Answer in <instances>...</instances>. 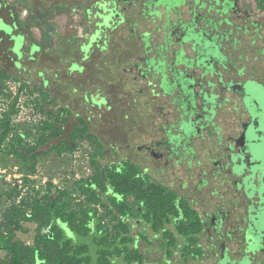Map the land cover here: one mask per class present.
Segmentation results:
<instances>
[{
  "label": "flooded vegetation",
  "instance_id": "af4514ba",
  "mask_svg": "<svg viewBox=\"0 0 264 264\" xmlns=\"http://www.w3.org/2000/svg\"><path fill=\"white\" fill-rule=\"evenodd\" d=\"M19 1L0 31L10 51L35 44L20 9L43 13L44 56L66 65L88 113L76 122L110 133L115 161L91 181L110 264H264V0ZM56 14L73 17L71 36L51 28Z\"/></svg>",
  "mask_w": 264,
  "mask_h": 264
},
{
  "label": "rangeland",
  "instance_id": "374dc122",
  "mask_svg": "<svg viewBox=\"0 0 264 264\" xmlns=\"http://www.w3.org/2000/svg\"><path fill=\"white\" fill-rule=\"evenodd\" d=\"M5 1L8 5L13 2V0ZM23 1H19L22 7H24ZM40 3V0H32L31 5L37 9L41 8ZM34 14L33 19L28 20L30 16L22 8L17 15L18 21L22 23L20 29L26 35L25 44L29 46L35 42L30 50L31 56H28L26 49H22L24 41L19 37L15 39L17 46L11 50L16 55L15 57L10 51L12 48L11 41L0 32V68L9 77L17 79L15 81L13 79L4 80L3 85L11 95L9 97L0 95V232L12 229L14 238L24 246L34 245L39 234L46 230L40 231L38 229L39 222L36 220L21 219V214L17 211L22 209L25 213H30L29 205L35 197H39L38 192L46 191L48 183H51L53 188L65 192L58 200V204L63 205L65 215L71 211L76 213L74 227L80 232L84 231L82 225L89 221V217L84 211L93 212L95 218L101 220L102 225L109 228L111 223L106 212L105 198L102 197L101 202L95 200L91 192L84 191L79 187V183L80 181L91 183L94 179V173L98 172L99 168L104 169L110 161H115V158L112 160L109 158V144L105 138L111 137L108 136L110 133H108L107 128L100 126V128L95 129L93 125L89 124L90 126L86 125L88 134L85 132L87 135L78 136L79 131L83 129L76 122L77 119L74 116L77 113L82 119H85L88 113L84 111V107L80 106L81 99H75L73 91H69L74 81L71 76L65 74L66 65L59 63V58H56V55L52 59L44 56V53L49 51V48H45L47 44L45 41L48 38L46 31L49 28L43 25L41 20L43 13L38 14L34 11ZM70 19L73 17L58 14L52 18L50 23L53 27L51 28H57L59 37L72 35L74 24ZM4 28L2 21L0 22V31L6 29ZM8 33L9 31H7ZM51 41L57 45L56 40L52 38ZM38 45H42L44 48L40 51ZM16 61L22 62L21 69L18 65H16L18 69L14 68L13 64ZM46 65L52 69L63 68L64 82L60 76L57 83H54L50 74L52 69H49V76L45 75V79H49L51 89L43 91L45 92L43 94L38 91L40 88L42 89L41 75L38 76V73L45 71ZM55 69L53 72L57 71ZM46 92L52 99L50 103L47 102V98L45 102L43 101ZM64 105L69 107L68 110L72 113L71 117L68 119L60 139H49L46 145L43 144L37 149L35 166L24 163L23 160L11 153L13 142L21 140V145L28 148L36 145V142L41 141L42 137L47 136L49 131L43 130L42 124L55 121V117L51 115L49 110L53 111L56 107H65ZM10 112L13 113L9 115ZM75 126H77L75 129L77 132L73 131ZM93 134H97L101 138V143L96 141ZM70 137H74V139L71 140ZM114 141L117 144H122V138L116 137L115 139V135ZM54 145L57 148L52 149L51 146ZM97 154L104 156L103 160L96 158ZM66 234L75 243L82 242L78 236L72 235L68 231ZM91 256L93 258L92 250ZM6 259L5 252L0 251V264Z\"/></svg>",
  "mask_w": 264,
  "mask_h": 264
},
{
  "label": "trees",
  "instance_id": "16d2710c",
  "mask_svg": "<svg viewBox=\"0 0 264 264\" xmlns=\"http://www.w3.org/2000/svg\"><path fill=\"white\" fill-rule=\"evenodd\" d=\"M0 4H4V6L8 5L5 0H0ZM6 79L17 80L16 78L9 77L0 68V95L9 97L11 94L6 91L7 89L3 85V81ZM38 91H41L43 94L45 93L41 88ZM44 97V102L46 98L48 103L52 102L47 92ZM41 110L43 109L41 108ZM49 112L55 117V121L53 123L44 122L42 124V129L49 131L47 136L42 137V140L37 141L36 145L28 148L21 145V140L12 143L11 153L26 164L30 163L35 166L36 155L38 154L37 149L42 147L43 144L46 145L49 139H60L64 127L72 114L67 107H56L53 111L49 110ZM12 113L10 112L9 115ZM79 125L82 126L83 130L79 131L78 136L87 135V126H85L82 119H79ZM76 127H73L74 132L76 131ZM88 136L90 137V134ZM70 139L73 140L74 137H70ZM51 148L57 147L54 145ZM60 149H62L61 146ZM97 184H100V182ZM98 186L101 187L100 194H103V185ZM79 187L84 191L91 192L95 200L101 202L100 197H98V194L91 187V183L80 181ZM37 194L39 197H35L29 205L30 213H25L22 209H19L17 213L21 214V219L38 221V229L46 231L40 233L36 243L31 246H24L18 242L14 238L15 235L12 229L0 232V251L5 252L7 256V259L2 261L1 264H92V262L93 264H110L108 254L106 253L107 240L105 233L107 232V227L102 225L101 220L95 218L93 212L84 211L87 213L89 221L87 220L88 223L85 222L82 225L84 231L80 232L74 227L76 213L71 211L65 215L63 205L58 204L60 197L65 194L64 191H59L53 188L51 183H48L46 191H40ZM67 231L78 236L82 242L75 243L72 238L67 236ZM89 232L98 234L87 238V233ZM91 250L93 251L94 261H92Z\"/></svg>",
  "mask_w": 264,
  "mask_h": 264
},
{
  "label": "crops",
  "instance_id": "0c3cea01",
  "mask_svg": "<svg viewBox=\"0 0 264 264\" xmlns=\"http://www.w3.org/2000/svg\"><path fill=\"white\" fill-rule=\"evenodd\" d=\"M25 1V0H24ZM27 3V0H26ZM10 5L4 6V4H0V18L5 22L6 24L12 23V18L16 15L12 12V9L9 8ZM35 9V8H34ZM15 15V16H14ZM15 19V18H14ZM18 20V19H17ZM25 27V25H24Z\"/></svg>",
  "mask_w": 264,
  "mask_h": 264
},
{
  "label": "water",
  "instance_id": "95a60500",
  "mask_svg": "<svg viewBox=\"0 0 264 264\" xmlns=\"http://www.w3.org/2000/svg\"><path fill=\"white\" fill-rule=\"evenodd\" d=\"M195 5H198L200 3V0H193Z\"/></svg>",
  "mask_w": 264,
  "mask_h": 264
}]
</instances>
